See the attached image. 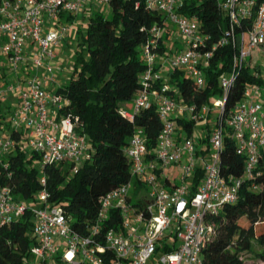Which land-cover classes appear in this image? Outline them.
<instances>
[{
  "label": "built area",
  "instance_id": "obj_1",
  "mask_svg": "<svg viewBox=\"0 0 264 264\" xmlns=\"http://www.w3.org/2000/svg\"><path fill=\"white\" fill-rule=\"evenodd\" d=\"M111 1L0 0V76L8 79L0 87V99L8 94L18 98L9 126L0 122V164L5 169L9 163L3 160L15 145L11 131L20 129L28 131L27 146L39 156L42 169L68 163L78 172L90 160V146L77 131L70 100L50 89L59 84L61 71L55 48L78 14ZM186 1L146 0L148 9L179 33L183 47L160 60L157 50L165 29L152 28L140 48L147 66L140 79L143 89L133 100V111L121 114L133 123L137 114L156 105L163 127L153 151L146 146L144 130L135 128L124 149L131 180L102 197L87 233L74 230L65 210L51 205L46 177L33 203L17 201L10 186L0 189V229L28 210L33 213L35 243L29 264H204L203 249L216 229L213 216L237 202L244 178H254L264 148V86L248 85L235 112L223 119L228 92L244 67H258L256 76L264 81V0H215L229 28L213 42L200 31L198 17L182 13ZM67 16H75L73 23L64 21ZM230 44L237 49L234 70L220 79L223 96L215 99L213 108L177 102L168 94L170 87L160 84L162 74L156 68L161 61V66L183 70L199 89L204 87V69ZM254 53L261 54V63ZM214 111L220 117L208 144L196 146L197 131L193 137L180 134L176 118L205 127ZM226 130L237 154L245 158L241 178L221 171ZM198 169L203 175L192 194Z\"/></svg>",
  "mask_w": 264,
  "mask_h": 264
},
{
  "label": "trees",
  "instance_id": "obj_2",
  "mask_svg": "<svg viewBox=\"0 0 264 264\" xmlns=\"http://www.w3.org/2000/svg\"><path fill=\"white\" fill-rule=\"evenodd\" d=\"M109 8V16L97 11L87 22L86 30L77 32L81 34L80 49L73 58L70 82L54 90L70 100L69 111L77 119L78 133L88 141L90 160L81 164L78 172H73L74 166L68 163L37 168L39 156L28 148L27 134L16 130L11 131L15 145L3 160L9 167L5 169L0 164V189L10 186L17 201L35 202L42 189L41 179L46 177L51 205L61 206L74 230L82 233H87L96 222L102 197L131 180V163L124 149L135 128L144 130L150 151L158 145L163 125L156 105L137 114L133 123L121 114L143 89L140 79L147 66L140 48L149 40L153 27L165 29L157 50L159 59L175 53L169 47L174 30L169 29L161 14L148 9L146 0H112ZM87 11L88 8L84 10ZM182 13L198 17L200 31L211 42L221 39L229 28L215 0H187ZM74 19L75 16H67L64 21L73 23ZM248 27L245 25L244 31ZM236 51L230 44L215 53L204 69L205 85L200 89L181 69H169L166 76L162 75L160 84L170 87L168 94L177 102L213 108L215 99L223 96L220 79L234 70ZM160 68L161 63L156 69ZM256 72H261L258 67L241 70L228 92L223 119L235 112L248 85L264 86L263 78L256 76ZM6 108L0 99V122L9 126ZM217 116L216 125L220 117ZM176 121L180 134L188 137L205 129L207 133L198 135L196 146L208 144L212 130L209 122L199 127L188 119L176 118ZM225 133L221 171L227 177L241 178L245 176V158L237 154L231 131ZM202 175L198 169L192 194ZM213 220L216 229L203 249L204 264H245L243 255L254 252L264 264V148L254 178H244L237 202L224 206ZM33 226L34 216L28 210L0 229V264H29L35 243ZM256 245L259 251L255 250Z\"/></svg>",
  "mask_w": 264,
  "mask_h": 264
},
{
  "label": "rangeland",
  "instance_id": "obj_3",
  "mask_svg": "<svg viewBox=\"0 0 264 264\" xmlns=\"http://www.w3.org/2000/svg\"><path fill=\"white\" fill-rule=\"evenodd\" d=\"M97 11H102L105 16L110 15V8L109 6L105 7H99V6H94V8L89 9L87 12H81L77 16V22L74 24L70 25V30L67 34V37L59 44L56 48L55 51L58 55L59 63H60V68L61 71L57 72V77L60 79V84L57 85V88L61 85L65 86L70 82V77L73 71V58L75 53L80 49L79 42H80V37L81 34L77 33L80 29L84 32L87 28V22L89 21L90 17L96 13ZM174 31H171V36L176 42L174 43V47H172L175 51L180 50L183 45L179 44L180 42V35L177 31H175V28H173ZM171 42V41H169ZM172 43H170L169 47H171ZM173 46V45H172ZM256 58L258 59V62L261 63V54L259 53H254ZM161 63V61L159 62ZM165 66V65H162ZM15 97L16 95L12 94L11 99H6L3 102V105L6 106L7 108L5 109L8 119L11 117L14 109H15ZM133 102L129 103L126 107L129 111H133ZM217 113L214 111L212 113L211 119L209 120L210 127L214 129L216 123H217ZM200 134H205L207 131L204 129L197 130V133ZM198 139L196 138V141ZM37 168L40 166L37 164ZM134 187L131 190V195L134 196ZM174 237V236H173ZM259 247L256 245L255 250L259 251ZM243 260L245 264H263L256 256L255 252L254 253H247L243 255Z\"/></svg>",
  "mask_w": 264,
  "mask_h": 264
},
{
  "label": "crops",
  "instance_id": "obj_4",
  "mask_svg": "<svg viewBox=\"0 0 264 264\" xmlns=\"http://www.w3.org/2000/svg\"><path fill=\"white\" fill-rule=\"evenodd\" d=\"M171 30H174L173 28L171 29ZM174 38V37H173ZM172 38V40H171V42H169V44L170 43H172V41H174L173 42V46H174V43L176 42V40H174ZM179 44H181V42H178ZM182 45V44H181ZM172 45H171V48L173 47ZM59 66H60V63H59ZM170 68H169V66H161V68H160V72H161V74L162 75H164V76H166V74H167V72H168V70H169ZM0 75H2L3 76V74H0ZM5 75V74H4ZM2 76H0V87H3L4 85H5V83L6 82H8V79L7 80H3V77ZM58 82H59V84H60V79L58 78ZM60 87V86H59ZM58 87V88H59ZM51 90H56L57 89V86H55V87H52V88H50ZM11 95L12 94H8L6 97H4V98H1V103L3 104V102L6 100V99H11ZM12 100V99H11ZM13 101H15L14 103L16 104L15 105V109H16V107H17V105H18V98H17V96L15 97V100H13ZM14 109V110H15ZM14 112V111H13ZM12 116V115H11ZM11 118V117H10ZM10 118L8 119V120H10ZM20 131H22V132H25L26 134H28V131L26 130V129H20ZM199 135H200V132H199ZM28 136V135H27Z\"/></svg>",
  "mask_w": 264,
  "mask_h": 264
}]
</instances>
